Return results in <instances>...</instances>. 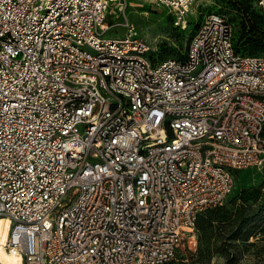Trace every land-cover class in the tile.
Returning <instances> with one entry per match:
<instances>
[{
    "label": "built area",
    "instance_id": "built-area-1",
    "mask_svg": "<svg viewBox=\"0 0 264 264\" xmlns=\"http://www.w3.org/2000/svg\"><path fill=\"white\" fill-rule=\"evenodd\" d=\"M143 1L186 29L194 0ZM128 4L0 0V219L23 264H167L264 167V55L212 12L154 62L129 22L105 37Z\"/></svg>",
    "mask_w": 264,
    "mask_h": 264
},
{
    "label": "rangeland",
    "instance_id": "rangeland-1",
    "mask_svg": "<svg viewBox=\"0 0 264 264\" xmlns=\"http://www.w3.org/2000/svg\"><path fill=\"white\" fill-rule=\"evenodd\" d=\"M234 1L238 0H194L186 15L187 27L182 30L168 9L157 8L143 0H129L124 14L117 13L114 21L115 12L108 16V23L116 22L120 26L111 29L105 37H123L127 31L123 25L129 22L135 27L137 37L150 47L149 57L154 62L183 59L204 16L215 12L233 24L237 49L246 54L248 46L240 40L242 26L248 25V19L259 25L264 19V5L262 0H250L249 13L242 15L232 4ZM263 203L264 167L237 171L230 196L222 205L201 212L205 230L195 229L187 235L167 264H264V208L254 223L248 224L246 220L247 215H254Z\"/></svg>",
    "mask_w": 264,
    "mask_h": 264
},
{
    "label": "trees",
    "instance_id": "trees-1",
    "mask_svg": "<svg viewBox=\"0 0 264 264\" xmlns=\"http://www.w3.org/2000/svg\"><path fill=\"white\" fill-rule=\"evenodd\" d=\"M249 1L250 0H238V1H234V3L232 4L237 8L238 11H241L243 15L249 13L250 10ZM246 23H248V25ZM246 23H245L246 25L242 26L240 40L243 41V43L246 46H248V52L246 54H243L238 51L236 46V38H235L236 51L242 55H249V56L264 55V19H261L259 25H257L251 19H248ZM236 173L237 171L235 172V175ZM263 208H264V203L260 205L259 210L254 215L252 216L247 215L246 220H249L247 223L252 224L257 219H259L260 213L262 212ZM205 228H206V222L203 220V217L199 215L196 222V229L205 230Z\"/></svg>",
    "mask_w": 264,
    "mask_h": 264
},
{
    "label": "bare ground",
    "instance_id": "bare-ground-1",
    "mask_svg": "<svg viewBox=\"0 0 264 264\" xmlns=\"http://www.w3.org/2000/svg\"><path fill=\"white\" fill-rule=\"evenodd\" d=\"M9 228L8 219H0V264H23L22 257L6 247Z\"/></svg>",
    "mask_w": 264,
    "mask_h": 264
}]
</instances>
